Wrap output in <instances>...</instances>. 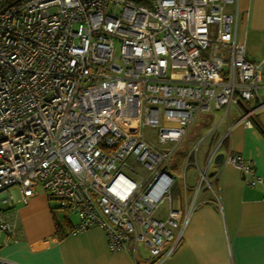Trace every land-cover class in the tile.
Returning <instances> with one entry per match:
<instances>
[{
  "label": "built area",
  "instance_id": "built-area-1",
  "mask_svg": "<svg viewBox=\"0 0 264 264\" xmlns=\"http://www.w3.org/2000/svg\"><path fill=\"white\" fill-rule=\"evenodd\" d=\"M228 5L237 4L0 0V203L17 189L27 204L41 188L79 217L73 231L102 229L111 253L135 256L142 244L154 263L172 257L199 188L192 200L185 195V210L174 206L173 152L144 130L157 127L161 146L178 144L200 113L229 115L248 101L264 108V61L247 58L238 8ZM226 162L246 185L264 189L252 161L229 153ZM20 232L13 213L0 211V233ZM0 264L10 262L0 257Z\"/></svg>",
  "mask_w": 264,
  "mask_h": 264
},
{
  "label": "crops",
  "instance_id": "crops-1",
  "mask_svg": "<svg viewBox=\"0 0 264 264\" xmlns=\"http://www.w3.org/2000/svg\"><path fill=\"white\" fill-rule=\"evenodd\" d=\"M235 4L237 40L245 44L247 55V43L255 39L261 49L253 58L263 62L264 0H235ZM262 82L260 95L264 99V74ZM257 106V101H248L234 111L231 108L229 115L223 112L217 124L212 112L200 113L192 138L203 139L210 134L217 143L209 158L205 154L206 165L213 158L209 188L199 194L183 243L172 257L154 263L151 257L139 256L138 251L135 256L133 252L111 253L102 229L75 232L78 223L71 221L60 240L56 225L67 226L64 221L68 219L57 215L58 206L41 188L27 204L13 200V209L8 212L16 217L21 232L15 239L0 233V257L10 264H264V189L246 185L243 173L226 162L229 153L241 155L252 161L255 173L264 178V108ZM219 154L224 160L216 165L214 159ZM173 204L185 210L180 198L173 197Z\"/></svg>",
  "mask_w": 264,
  "mask_h": 264
},
{
  "label": "rangeland",
  "instance_id": "rangeland-1",
  "mask_svg": "<svg viewBox=\"0 0 264 264\" xmlns=\"http://www.w3.org/2000/svg\"><path fill=\"white\" fill-rule=\"evenodd\" d=\"M227 10L230 12L235 11V7L232 5L227 6ZM241 18L239 23H241ZM261 48L257 44V41L249 40L247 43V58L251 61L257 62L254 60V56L257 55ZM116 55H119V45L116 44ZM263 74H264V65H263ZM232 110H235V106L232 108ZM213 116L215 117L216 124L223 115V111H212ZM202 117L201 114H198L195 118V121L193 122L192 126H189L187 132L188 135L186 139L180 144L176 143H169L165 146H161L158 143L157 135H158V128L157 127H147L144 130V135L147 139H149L155 146H158L159 148H163L164 150H170L173 153L171 154V157L168 161L169 167L171 172L173 173V176L175 177V181L172 187V195L175 199L180 198L183 204L185 205V199L186 194H188V198L190 200L193 199L195 190L199 188V194L202 190L208 187V179H209V171L210 167L213 165V163H209L207 166V160L205 159V154L208 153L210 157L211 153L213 152L214 148L216 147L217 143L215 141L213 142L212 135H208L201 139L198 138H192V133L194 131V128L197 125V122ZM210 119V118H205ZM204 120V119H203ZM191 127V129H190ZM193 128V129H192ZM213 159V158H210ZM128 164L131 168H133L139 176H145L147 175V171L143 164L138 163L134 161L133 159L128 160ZM123 172L131 176L132 178L139 180V178L135 175H132L131 172H129L126 168L123 169ZM185 178H187V187L185 186ZM199 194L197 196H199ZM11 195L14 197V201L19 199V193L17 190L11 191ZM14 201H10L7 204L0 203V211L8 212L11 209H13V203ZM54 206H58V203L53 201L52 202ZM198 203V202H197ZM168 207V203H163L158 212L157 216L160 218L165 217V210ZM57 212V215L59 217L65 215L68 217L67 219L71 221L73 224L79 223V217L75 213H68L61 209H59ZM138 253L139 256L142 255V257L149 258L150 256L147 249L140 244L138 247Z\"/></svg>",
  "mask_w": 264,
  "mask_h": 264
},
{
  "label": "trees",
  "instance_id": "trees-1",
  "mask_svg": "<svg viewBox=\"0 0 264 264\" xmlns=\"http://www.w3.org/2000/svg\"><path fill=\"white\" fill-rule=\"evenodd\" d=\"M66 218H68V217H66ZM66 221V220H65ZM64 221V224H67V226H61V225H59V224H57L56 225V232H57V235H58V238L61 240V239H63L64 237H65V233H66V231L64 230V228L66 227V228H68V229H70V225L68 224V223H70L69 222V220L68 221H66L65 222Z\"/></svg>",
  "mask_w": 264,
  "mask_h": 264
},
{
  "label": "water",
  "instance_id": "water-1",
  "mask_svg": "<svg viewBox=\"0 0 264 264\" xmlns=\"http://www.w3.org/2000/svg\"><path fill=\"white\" fill-rule=\"evenodd\" d=\"M210 160H211V159H210ZM210 160H209L207 166L209 165ZM223 160H224V155H223V154H219V155H217V156L215 157V159H214V164L219 165V164H221V163L223 162Z\"/></svg>",
  "mask_w": 264,
  "mask_h": 264
}]
</instances>
